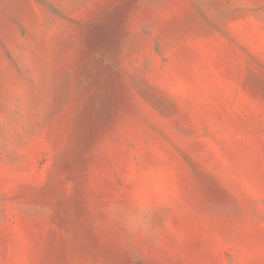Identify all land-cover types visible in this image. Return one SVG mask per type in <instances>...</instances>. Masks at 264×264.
Masks as SVG:
<instances>
[{
    "label": "rangeland",
    "instance_id": "1",
    "mask_svg": "<svg viewBox=\"0 0 264 264\" xmlns=\"http://www.w3.org/2000/svg\"><path fill=\"white\" fill-rule=\"evenodd\" d=\"M0 264H264V0H0Z\"/></svg>",
    "mask_w": 264,
    "mask_h": 264
}]
</instances>
